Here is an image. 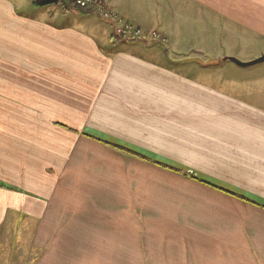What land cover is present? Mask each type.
Masks as SVG:
<instances>
[{"label": "crops", "instance_id": "crops-1", "mask_svg": "<svg viewBox=\"0 0 264 264\" xmlns=\"http://www.w3.org/2000/svg\"><path fill=\"white\" fill-rule=\"evenodd\" d=\"M35 1L0 0V249L28 235L31 264H264V80L216 60L264 53V0H108L198 41L176 60L95 12ZM229 70L247 79L208 80Z\"/></svg>", "mask_w": 264, "mask_h": 264}, {"label": "rangeland", "instance_id": "rangeland-1", "mask_svg": "<svg viewBox=\"0 0 264 264\" xmlns=\"http://www.w3.org/2000/svg\"><path fill=\"white\" fill-rule=\"evenodd\" d=\"M18 3L19 8L27 13H36V10H34L33 6L31 5V1L32 0H15ZM60 3V2H59ZM52 6L53 5H49L48 8H46V13L48 14V16H51L50 13L53 11L52 10ZM74 7V5H73ZM56 13L58 12H62L64 11L63 8L60 6H56L55 10ZM95 18H97V16H94ZM70 19V20H74L73 15L67 16L66 19ZM98 19V18H97ZM190 33H192V35L194 36V30H192ZM186 37H191V36H186ZM167 43H162V45H158L161 49H165L166 47L168 49H170V54L171 58H173L174 55H179L181 54V56H184L186 53H191L192 49H194L199 43H197L198 41H191V42H187V41H182L181 43H177V42H172L167 40ZM114 42L116 43H120L121 40L115 39ZM156 42V41H155ZM247 44V43H246ZM178 45L180 48H178ZM244 44H242L243 46ZM207 59L209 61L213 62V59L211 58L210 55H206ZM222 58V57H221ZM219 58V59H221ZM176 60V58H173ZM206 60V59H205ZM218 60V59H216ZM230 61V60H227ZM171 64L175 65V68H179V64L178 63H172ZM227 63H234V62H227ZM250 67H254L251 71L250 74H248L246 77L247 78H252L255 79V82H257L256 80H264V62H260L254 65H249ZM203 71V70H202ZM200 71L198 68H194L192 71H190V74H192V76H202L205 73L204 71L202 72ZM188 72V71H187ZM207 76V75H206ZM249 76V77H248ZM242 74L240 72H234V71H227L225 74H220V80H218L217 78L212 79L210 77V79L208 78V80H214V82L216 83V81H221L223 83V85H227L230 84L232 79L234 78H239L242 81H245L247 78H241ZM20 237V235H17ZM22 242L21 243H17V245H5L4 247H2L0 249V264H31V260L37 256V253L39 251L38 248H36L35 246H31L28 243V235H25L24 237H22Z\"/></svg>", "mask_w": 264, "mask_h": 264}, {"label": "built area", "instance_id": "built-area-1", "mask_svg": "<svg viewBox=\"0 0 264 264\" xmlns=\"http://www.w3.org/2000/svg\"><path fill=\"white\" fill-rule=\"evenodd\" d=\"M81 8H91L103 19L113 24L114 34L124 40L144 39L148 42L161 41L166 43L165 37L158 30L146 31L140 25L127 19L117 11L108 0H64Z\"/></svg>", "mask_w": 264, "mask_h": 264}, {"label": "trees", "instance_id": "trees-1", "mask_svg": "<svg viewBox=\"0 0 264 264\" xmlns=\"http://www.w3.org/2000/svg\"><path fill=\"white\" fill-rule=\"evenodd\" d=\"M35 2L38 4L37 0ZM59 4L61 5V7L63 8L64 11L71 9L73 6L72 4H69V3L65 2L64 0H60ZM74 7L77 8L78 10H80L81 12H84V13L95 12L91 8H81V7H77V6H74ZM102 140L105 141L106 143L110 144L112 147L116 148L120 152L130 154V155H135V156H138V157L146 159V160L159 162L158 159H155L152 155L146 153L145 151H142L141 149H138V148H135V147H132L130 145L123 144V143H119L116 141H110V140H105V139H102ZM159 163H161V162H159ZM161 164H164L165 166H168V167L175 169V170H181V171L184 170V172L192 178H196V179H199L201 181L208 182V183H210V184H212V185H214V186H216L222 190H225L226 192H228L230 194L237 196L238 198L248 200L251 202H256L252 197H250L244 193L234 191V190L229 189L228 187L222 186L218 183L200 178V176H198L195 171H188L187 169H184L182 167H179L177 165L170 164V163H161ZM0 186L6 187L7 185L0 183ZM256 203H258V202H256ZM261 204H262V206H264V203H261Z\"/></svg>", "mask_w": 264, "mask_h": 264}, {"label": "water", "instance_id": "water-1", "mask_svg": "<svg viewBox=\"0 0 264 264\" xmlns=\"http://www.w3.org/2000/svg\"><path fill=\"white\" fill-rule=\"evenodd\" d=\"M37 2L39 3V5H50V4L58 3L59 0H37ZM227 60L233 61L236 64L241 65V66H249V65H254V64L260 63V62H264V53L262 55H260L259 57H256V58L249 60V61H243V60H241L237 57H234V56H225L221 59H218L217 62L227 61Z\"/></svg>", "mask_w": 264, "mask_h": 264}]
</instances>
